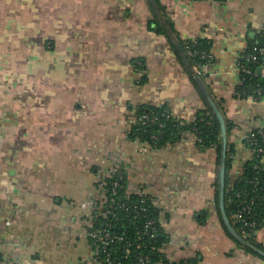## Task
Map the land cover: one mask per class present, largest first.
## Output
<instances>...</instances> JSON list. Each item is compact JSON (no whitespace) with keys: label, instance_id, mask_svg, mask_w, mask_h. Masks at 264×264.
Masks as SVG:
<instances>
[{"label":"crops","instance_id":"0c3cea01","mask_svg":"<svg viewBox=\"0 0 264 264\" xmlns=\"http://www.w3.org/2000/svg\"><path fill=\"white\" fill-rule=\"evenodd\" d=\"M263 37L264 0H0L3 262L93 264L90 204L119 160L128 193L160 209L171 263L264 264L222 226L216 148L201 151L192 134L163 149L127 138L139 106L167 105L187 122L207 109L183 48L205 40L214 60L200 78L231 127L234 183L254 156L244 137L264 128V97L238 95L240 62ZM256 241L264 250V228Z\"/></svg>","mask_w":264,"mask_h":264},{"label":"trees","instance_id":"16d2710c","mask_svg":"<svg viewBox=\"0 0 264 264\" xmlns=\"http://www.w3.org/2000/svg\"><path fill=\"white\" fill-rule=\"evenodd\" d=\"M225 2L226 0H197ZM157 16V15H156ZM157 32L166 34L164 25L157 20ZM258 48L263 54L258 56V63L254 64L247 58H243L240 65H244L252 71V74L241 73V84L238 88V95L243 98H253L260 100L264 97V77L258 75V69L264 66V37L258 42L253 43L247 55L254 54V49ZM183 48L191 62L192 67L196 70L201 78L204 79L205 68L214 60L210 52L209 44L205 40L197 39L187 41ZM203 54L205 56H203ZM133 116L140 122L132 124L128 131L127 138L132 142L150 145L155 149H163L169 145L179 143L185 134H192L197 139V146L201 151L216 148L217 158V178L214 183L215 202L218 209V216L226 234L240 247L247 252L258 256L250 249L236 242L228 233L221 219L219 209V176L221 162V126L213 114L211 108L207 105L206 110L198 112L195 120L187 122L178 119L169 106L162 105H142L135 109ZM227 132L230 131V124L227 122ZM264 132V128L256 129L254 141H245L247 147L253 152V159L244 166L242 175L234 183L230 181L229 172L232 167L231 155L234 148L228 144L227 154V174H226V209L231 223L236 232L259 248H263L257 243V234L264 228V136L259 131ZM250 133V134H251ZM262 151V152H261ZM127 175L121 168L117 171L113 182H117V194L113 196V185L108 187V195L116 198V203L112 208L105 205L101 210L102 213H110L104 219L100 215V210L92 211L91 221L94 224L93 230H100L104 227L113 236L122 237L118 241L112 255L116 263L137 264L139 259L148 258L150 264H200L199 258L183 260L179 263H171L166 254L158 252L168 243V237L161 222V211L155 206L152 200H148L146 195L138 196L129 194L127 189ZM242 216L239 218V216ZM200 225H205L210 218V211L203 209L196 213L195 216ZM149 222H153L149 225ZM155 230V237L149 239L144 234ZM159 235V236H158ZM90 237V236H89ZM92 243V238L90 237ZM138 243L144 244L143 248L138 250L135 246ZM127 250L130 252H127ZM264 261V258L258 256Z\"/></svg>","mask_w":264,"mask_h":264},{"label":"built area","instance_id":"2783aa9c","mask_svg":"<svg viewBox=\"0 0 264 264\" xmlns=\"http://www.w3.org/2000/svg\"><path fill=\"white\" fill-rule=\"evenodd\" d=\"M206 2H210V1H206ZM262 54H263V51L255 47L254 54L247 55V56H245V58H247L249 61L253 62L254 64H257L258 63V56H260ZM203 56H205V55L203 54ZM239 69L241 70V73L244 72L247 74H252V71L249 68H246L244 65L243 66L240 65ZM259 69H261V76L264 77V66L260 67ZM140 121H141V119L138 120L136 117H134L132 123L136 124ZM259 134L264 136V132L262 130L259 131ZM255 135H256L255 133H251V134L248 133L244 137V140L252 142V141H254ZM135 142H137V141H135ZM145 145H147V144H145ZM121 164L122 163L119 160L114 161L113 167L108 172H106L104 175L101 176V178L98 181V185H97L98 191L100 193V198L92 201L90 204L92 210H94V209L100 210V215L104 219L108 216V214L110 212L106 211V212L102 213L101 210L104 208V206L106 204L109 205L110 208H112L113 205L116 203V200H117L116 198L108 195V187H110V185L114 186L112 188V192H113V196H115L117 194L116 187L118 186V183L113 182L112 179L114 178L117 171L121 168ZM136 195L143 196V197L146 195V198L148 200H152V202L155 204L154 198L152 196L148 195L147 193H145L144 191H142L141 189L137 191ZM241 217L242 216L240 215L239 218H241ZM152 223L153 222H149L148 224L152 225ZM93 228H94V224L91 223L89 236L93 240L92 245H93V248L95 250V256L93 257L92 263L93 264H123L122 262L116 263L115 262L116 259L112 257L114 250H115L116 243L119 240L122 241L123 238L119 237V236H113L108 231L107 227H104L103 229H100V230H93ZM154 233H155V230H153L152 232H146L144 235L146 237H148L149 239H152L155 237ZM130 245L135 246V248L138 250L142 249L144 246V244H142V243H138L137 245H132L131 243H129L128 247ZM166 246H167V244H166ZM165 247L159 248L158 252L166 254L165 253ZM127 252H129V251L127 250ZM0 264H5L3 262V259L1 256V251H0ZM137 264H150V263H149L148 258H141V259H139ZM155 264H160V263H155Z\"/></svg>","mask_w":264,"mask_h":264},{"label":"water","instance_id":"95a60500","mask_svg":"<svg viewBox=\"0 0 264 264\" xmlns=\"http://www.w3.org/2000/svg\"><path fill=\"white\" fill-rule=\"evenodd\" d=\"M179 52L181 53L182 57L188 63L186 56L182 50V48L178 45ZM194 78L196 79L205 99L211 108L213 114L218 119L220 126H221V162H220V176H219V209L221 214V219L224 223L225 228L227 229L230 236L242 246L250 249L258 256L264 258V250L252 244L242 236H240L236 230L234 229L231 220L228 216L227 209H226V174H227V154H228V132L226 126V120L219 109L218 105L214 101V99L209 94L208 90L206 89L205 85L203 84L200 76L194 72ZM258 75H261V69L258 70Z\"/></svg>","mask_w":264,"mask_h":264},{"label":"rangeland","instance_id":"374dc122","mask_svg":"<svg viewBox=\"0 0 264 264\" xmlns=\"http://www.w3.org/2000/svg\"><path fill=\"white\" fill-rule=\"evenodd\" d=\"M185 253H186V252L181 251L180 253L177 254V258H178V259H180V258L184 259V258L186 257V255H184ZM183 255H184V257H182Z\"/></svg>","mask_w":264,"mask_h":264}]
</instances>
